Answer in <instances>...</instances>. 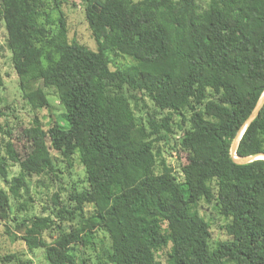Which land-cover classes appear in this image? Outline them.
I'll return each mask as SVG.
<instances>
[{
  "label": "trees",
  "instance_id": "16d2710c",
  "mask_svg": "<svg viewBox=\"0 0 264 264\" xmlns=\"http://www.w3.org/2000/svg\"><path fill=\"white\" fill-rule=\"evenodd\" d=\"M83 1L95 49L68 38L57 0H0L20 88L27 97L26 85L41 81L64 108L42 128L39 150L8 157L16 175L0 156V216L15 221L12 239L32 250L53 232L63 264H164V250L166 264H264V159L230 154L264 91V0ZM161 145L185 153L181 178ZM235 152H264V104ZM73 157L84 178L62 199L57 163ZM33 174L59 182L49 212L10 216V197L31 201ZM201 200L226 220V239L211 242ZM7 263L34 264L24 252L0 255Z\"/></svg>",
  "mask_w": 264,
  "mask_h": 264
},
{
  "label": "rangeland",
  "instance_id": "374dc122",
  "mask_svg": "<svg viewBox=\"0 0 264 264\" xmlns=\"http://www.w3.org/2000/svg\"><path fill=\"white\" fill-rule=\"evenodd\" d=\"M64 13L68 28V38L74 39L79 43H83L91 49H95V41L91 36V32L87 26L84 17V1L83 0H57ZM52 6L53 0H49ZM52 19H56L57 14L51 12ZM129 64V57L117 56L116 63ZM41 87L45 93V97L49 102V107L40 103L41 93L36 90ZM35 90V91H33ZM25 91L20 88L19 78L14 69L11 52L6 46V30L4 22L0 17V107L4 109L5 116L1 118L2 128L10 129V133L0 132V156L6 157L7 177L16 175L19 168L14 161L8 159L12 155H16L19 159L25 158L28 154L40 149L42 145L41 131L46 128L48 122L56 116H60L64 112L63 106L60 104L57 94L51 89L44 87L41 81L31 82L26 85ZM33 91V92H31ZM31 92V93H29ZM31 98V101H30ZM35 118L39 123L35 122ZM181 133L175 135L177 140ZM173 141H171L172 143ZM163 155L166 160L174 168L175 174L181 178L185 171L186 159L184 152H175L169 149L166 145H161ZM57 168L61 170L58 175L61 177V185L65 188L61 198L67 197L69 188L73 183L79 182L84 178V172L81 164L76 157L60 159L57 163ZM29 183V191L31 201H24L26 195L23 193V198L16 200L11 198L10 216H17L21 219L32 214H46L51 208L50 195L57 190L59 182L54 179L50 180L48 175H31L27 177ZM79 184V183H78ZM7 183L0 176V187L7 189ZM23 203L22 205H19ZM47 207V208H44ZM197 212L210 225L211 242L226 239L228 236L225 233L224 225L226 220L217 213L212 203H206L203 200L199 201ZM90 217L88 220L92 219ZM10 232H17L15 221H5L0 216V255L14 252H24L33 260L34 264H63V255L53 243L55 234L53 232L44 231L43 238L46 242L45 246L29 250L22 239H12ZM166 251L160 253L159 259L166 264ZM11 264V263H7ZM232 264V263H227Z\"/></svg>",
  "mask_w": 264,
  "mask_h": 264
},
{
  "label": "water",
  "instance_id": "95a60500",
  "mask_svg": "<svg viewBox=\"0 0 264 264\" xmlns=\"http://www.w3.org/2000/svg\"><path fill=\"white\" fill-rule=\"evenodd\" d=\"M264 104V91L260 95L256 105L254 106L253 110L250 112L249 116L244 120L243 124L241 125L240 129L237 131L236 135L232 139L231 145H230V154L236 163H247L250 162L254 159L262 158L264 159V152L252 154V155H247V156H238L236 155V147L239 138L241 137L244 129L246 126L254 119V117L257 115L258 111L262 108Z\"/></svg>",
  "mask_w": 264,
  "mask_h": 264
}]
</instances>
